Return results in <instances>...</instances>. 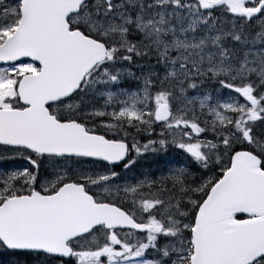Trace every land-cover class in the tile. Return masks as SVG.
<instances>
[{"label":"snow or ice","instance_id":"1","mask_svg":"<svg viewBox=\"0 0 264 264\" xmlns=\"http://www.w3.org/2000/svg\"><path fill=\"white\" fill-rule=\"evenodd\" d=\"M0 264H264V0H0Z\"/></svg>","mask_w":264,"mask_h":264}]
</instances>
